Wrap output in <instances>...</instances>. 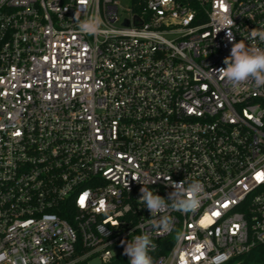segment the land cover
I'll list each match as a JSON object with an SVG mask.
<instances>
[{
	"label": "built area",
	"instance_id": "1",
	"mask_svg": "<svg viewBox=\"0 0 264 264\" xmlns=\"http://www.w3.org/2000/svg\"><path fill=\"white\" fill-rule=\"evenodd\" d=\"M226 26L258 43L264 0H0V264H109L144 232L153 264H264V87L212 71ZM185 179L200 206L162 233L140 189Z\"/></svg>",
	"mask_w": 264,
	"mask_h": 264
},
{
	"label": "clouds",
	"instance_id": "2",
	"mask_svg": "<svg viewBox=\"0 0 264 264\" xmlns=\"http://www.w3.org/2000/svg\"><path fill=\"white\" fill-rule=\"evenodd\" d=\"M80 12L75 14V20L81 33L87 35H95L101 31L104 23L99 15L88 16L84 20H80ZM228 29L227 39L232 43L230 55L226 57L223 63L226 67L212 70L221 79H225L235 87H239L248 81L254 82L256 88L264 87V27L254 28L249 32L251 41L258 43H245V39L235 42V37L229 26L219 29ZM138 182V179L133 177ZM186 179L175 183L171 181L169 184L174 191L168 194V198L155 194L144 185L140 189V198L138 203L143 204L149 210L153 219V224L162 233L171 231L173 226L172 218L167 215V211L177 210L182 212L195 211L201 202V196L204 193V185L199 180H192L187 183ZM125 244L124 241L121 242ZM150 234L144 232L141 235L134 236L130 241L126 242L124 247V255L130 258V264H153V259L149 255L150 251L155 249Z\"/></svg>",
	"mask_w": 264,
	"mask_h": 264
},
{
	"label": "trees",
	"instance_id": "3",
	"mask_svg": "<svg viewBox=\"0 0 264 264\" xmlns=\"http://www.w3.org/2000/svg\"><path fill=\"white\" fill-rule=\"evenodd\" d=\"M109 264H130V261L126 256H119Z\"/></svg>",
	"mask_w": 264,
	"mask_h": 264
},
{
	"label": "rangeland",
	"instance_id": "4",
	"mask_svg": "<svg viewBox=\"0 0 264 264\" xmlns=\"http://www.w3.org/2000/svg\"><path fill=\"white\" fill-rule=\"evenodd\" d=\"M239 261V259L237 260V259H235L232 263H230V264H237V262ZM91 264H98V261L97 260H92L91 261ZM253 264V263H252Z\"/></svg>",
	"mask_w": 264,
	"mask_h": 264
},
{
	"label": "snow or ice",
	"instance_id": "5",
	"mask_svg": "<svg viewBox=\"0 0 264 264\" xmlns=\"http://www.w3.org/2000/svg\"><path fill=\"white\" fill-rule=\"evenodd\" d=\"M81 2L83 3V0H81Z\"/></svg>",
	"mask_w": 264,
	"mask_h": 264
}]
</instances>
